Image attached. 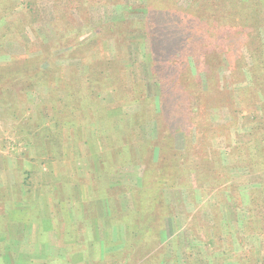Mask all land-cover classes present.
<instances>
[{
	"label": "rangeland",
	"instance_id": "1",
	"mask_svg": "<svg viewBox=\"0 0 264 264\" xmlns=\"http://www.w3.org/2000/svg\"><path fill=\"white\" fill-rule=\"evenodd\" d=\"M190 3L183 0L184 5ZM140 4L133 0H99L81 17L74 9L66 22L69 26L78 22L94 27L142 18L145 14ZM52 5L51 0H41L43 17L25 32L17 21L19 8L9 15L0 14V34L6 31L0 40V77L31 64L24 63L27 57L34 62L45 56L43 45L56 43L57 31L64 22L60 26L55 22ZM238 31L231 28L228 49L222 46L210 54V59L228 62L215 71L211 83L202 82L205 94L187 121V96L160 64L158 72L162 71L167 82L165 95L173 98L167 114L144 124L140 136H134L130 123L122 118L133 115L137 105L116 108V88L111 85L89 106L87 116L84 113L89 118L83 120V126L64 132L65 138L70 134L69 141L60 148L50 145L54 152L37 158L26 126L30 119L40 117L38 105H44L40 108L43 125L56 131L49 105L50 87L40 85L32 90L19 80L20 86L14 91L0 92V264H264V230L246 233L242 206L246 192L262 181L244 168L243 161L236 162L246 140L239 138L245 133L246 116L241 112L244 104L239 95L247 78V69L240 66V61L248 60L245 45L250 40L249 35H239ZM130 32L128 39H118L111 36L115 32L106 31L105 50L118 63L113 70L118 73L121 65L130 82L143 80L150 95L156 94L159 78L146 49L148 43L140 31ZM184 40L187 50L191 39ZM213 40H217L215 46L222 43L218 37ZM92 47L85 48L87 55L97 49ZM79 55L57 57L67 76L74 68L82 76L88 74L90 65H84ZM99 58L101 55L94 54L92 60ZM192 67L195 73L193 63ZM62 93L59 95L63 97ZM99 103L114 107L109 109L108 118L96 110ZM118 117L124 121L119 122ZM108 135L113 139L106 141L109 149L103 152L99 147ZM132 139L135 142L130 146ZM184 151L190 152L184 157L191 159L186 165L176 161ZM118 152L119 159L115 155ZM226 182L229 186L236 184V189H228ZM53 214L55 217L50 218L55 221L56 236L48 237L46 231L42 232V217L48 219ZM64 218L72 223L69 239L59 235ZM49 239L55 243L51 247L54 250L39 251V243Z\"/></svg>",
	"mask_w": 264,
	"mask_h": 264
},
{
	"label": "trees",
	"instance_id": "2",
	"mask_svg": "<svg viewBox=\"0 0 264 264\" xmlns=\"http://www.w3.org/2000/svg\"><path fill=\"white\" fill-rule=\"evenodd\" d=\"M40 1L1 0L0 14L9 15L19 8L17 21L20 24L21 32H25L28 27L38 23L43 17ZM51 1L55 22H58L59 26L64 22L57 31L56 43L43 45V48H46L45 56L42 54L41 58L35 59L34 62L27 57L26 60L24 59V63L31 61V64L19 66L20 70L18 69L13 75L0 77L1 93L14 91L17 86H20L19 80H23L22 82H25V85L32 90L40 85L50 87L49 105H52L54 112L56 131L53 132L50 127L43 125V112L40 108L44 105H38L37 113L40 117L37 120L30 119L26 126L29 128L28 133L32 134L29 140L30 144L37 148V158L43 157L45 153L54 152L55 148L50 145L55 144L57 148H60L65 141H69L70 134L65 138L64 132L70 133L83 126V120L89 118L84 117V113L87 116L91 110L89 106L94 103V100H99L100 92L111 85L116 88L114 89L115 98L118 100L114 104L116 108L129 104L137 105L134 106L135 110L133 108L135 111L133 115L126 114L122 118L127 124L130 123L128 124L131 128L130 132L134 136H140L144 124L159 118V114H167L168 102L173 98L170 95H165L164 88L167 82L162 71L158 72L160 64L164 72H168L175 78L177 88L187 96L188 100L184 103L187 114L186 121L191 119L192 111L196 110L199 104V98L205 94L202 82L210 80L209 83H211L215 79V71L224 67L228 62L225 59H210V54L222 46L229 48L228 43L232 38L231 28H239L238 33L241 32L239 35L250 36L249 43L245 45L248 60L242 58L240 61V66L247 69V78L245 79L246 86L239 95L241 104H244L241 112L246 115L244 117L245 133H241L239 138L240 140L246 138V140L242 144V150H239L236 162L243 161L244 168L254 177L261 178L260 181H262L259 182V186L248 190L245 195L246 199H242L244 219L247 223L246 233L254 234L259 228L264 230V0H191L192 3L189 5H184L183 0H133L135 4L141 1L144 17L108 22L103 25L99 23L94 27L87 23L81 25L78 22H75L74 25L72 22V26H69L68 22L71 18L70 14L76 11L81 17L99 0ZM193 13L195 14L193 15ZM67 18L68 22H66ZM201 20H205V23H200ZM198 22L204 26L199 27ZM26 24L29 25L25 26ZM234 25L239 27H234ZM8 28L10 27H6L7 31H9ZM107 30L115 32L111 36L123 39H128L130 31H140L141 38L143 37V40L148 43L146 49L150 53V59L154 62L155 75L159 78L160 90L158 93L150 95L149 91L145 89L146 82L141 79L139 82H135V79L130 82L126 69L122 70L121 65L118 66L120 70L118 73L113 70V67L118 63L110 52L105 50V43H103L105 39L103 38L109 34L106 33ZM5 33L4 30V33L0 34V40L4 38L3 34L5 35ZM214 36L222 42L220 46H215L214 43L217 40H213ZM188 37L191 39L190 46L185 50L184 39ZM91 45L93 46L92 50L94 47L97 49L94 53L87 55L85 48H89ZM76 54H80V60L84 65H86L85 63L90 65L89 72L82 76L77 73L78 68H74L72 74L67 76L61 70V66L57 64V57H69V55ZM94 54L95 56L101 55V58L92 60ZM121 62L125 63L124 60ZM192 63L196 67L195 73H193ZM200 73L204 75V78L199 75ZM190 75L192 76L190 77ZM181 77L184 79L182 78L183 81L179 83ZM61 91L65 98L59 95ZM245 94L247 95L244 96ZM100 105L99 103V106H95L96 110L100 109L108 118L109 109L114 107ZM95 112L91 113L95 114ZM118 119H120L119 122L124 121L119 117ZM111 138L108 135V138L102 144L100 143V150L105 152L109 149L106 141ZM130 142L131 146L135 141L132 139ZM189 153V151H184L176 156L177 163L185 165L190 163L191 159L184 160V157ZM115 155L119 159L121 153L118 152ZM226 187L234 191L236 184L232 183L230 186L227 184ZM139 211L143 212L141 208ZM248 221L254 225H248L250 224ZM262 258L264 260V254ZM255 264H263V262L255 261Z\"/></svg>",
	"mask_w": 264,
	"mask_h": 264
},
{
	"label": "crops",
	"instance_id": "3",
	"mask_svg": "<svg viewBox=\"0 0 264 264\" xmlns=\"http://www.w3.org/2000/svg\"><path fill=\"white\" fill-rule=\"evenodd\" d=\"M43 216V215H42ZM55 217V214H53V215H49L48 216V219H47V217H46V219L44 218V217H42L43 218V220H44V223L42 224V227L44 228V230L42 231V232H44V231H46L47 233H45L48 237L50 236V235H55L54 234V232H56V230H55V227H54V220L53 219H51L50 217ZM56 219V218H55ZM68 220V219H67ZM65 218L63 219V221H64V224L62 225V230H60L61 232H60V236L62 235L63 237H65V238H70V236L73 234V229H72V223H71V220H68L67 221ZM54 231V232H53ZM56 236V235H55ZM59 241H60V239H59ZM59 243V242H58ZM41 244V245H40ZM55 245V243H51V241H50V239L49 240H47V241H42V242H40L39 243V251L40 250H47V251H53L54 249H51V247H53ZM59 245V244H58ZM28 246V245H27ZM33 247V246H32ZM168 249H170L169 247H168ZM172 249V248H171Z\"/></svg>",
	"mask_w": 264,
	"mask_h": 264
}]
</instances>
